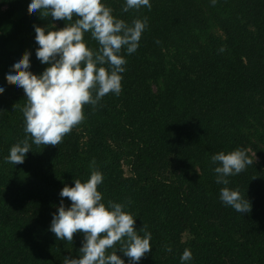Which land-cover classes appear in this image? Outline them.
Segmentation results:
<instances>
[{
    "label": "trees",
    "instance_id": "1",
    "mask_svg": "<svg viewBox=\"0 0 264 264\" xmlns=\"http://www.w3.org/2000/svg\"><path fill=\"white\" fill-rule=\"evenodd\" d=\"M30 3L0 0V264L79 258L83 234L69 243L50 226L61 200L71 206L63 187L93 170L104 177L102 202L124 205L137 232L146 225L151 233L152 251L138 264H264V0H150V10L128 12L126 0H102L129 25L148 21L138 49L122 50L120 95L85 105V120L57 147L29 137L24 163L14 165L6 157L27 135V100L6 75L26 51L29 71L41 75L50 65L36 57L34 26L67 24L29 14ZM84 40L98 50L90 33ZM237 148L254 163L216 183L211 157ZM223 187L239 189L252 211L225 205ZM186 248L192 259L182 262Z\"/></svg>",
    "mask_w": 264,
    "mask_h": 264
},
{
    "label": "clouds",
    "instance_id": "2",
    "mask_svg": "<svg viewBox=\"0 0 264 264\" xmlns=\"http://www.w3.org/2000/svg\"><path fill=\"white\" fill-rule=\"evenodd\" d=\"M215 2L212 0L213 4ZM142 7L150 10V0H126L123 11H138ZM28 12L39 14L41 18L50 16L52 20H64L67 24L59 30L34 26L36 57L42 64L50 65L41 75L29 71L30 53L27 51L12 66L15 74L6 75L7 82L21 88L27 100L21 109L27 135L11 146L6 157V162L14 165L24 163L31 148L29 137L36 146L57 147L85 120V105L95 107L110 93L120 95L121 73L127 63L122 50L126 48L128 54L134 53L148 24L147 17L134 19L131 25L117 19L102 0H31ZM85 33H90L98 42V50L87 46ZM4 91L0 87V94ZM211 160L218 165L214 169L216 183L223 185L229 184L227 177L244 172L254 163L247 151L239 148L227 154L221 151ZM103 180V174L93 170L86 182L75 178L73 187L65 185L60 192L62 198L71 201V206L66 208L61 200L57 213L53 214L50 231L58 240L69 243L78 232L84 237L79 258L65 257L63 264H125L116 254L117 244L129 258V264H138L152 251V237L146 225L139 231L144 233L142 236L135 229L133 215L124 211V205L108 201L106 206L102 202L98 186ZM220 200L238 213L252 211L251 202L239 189L221 188ZM191 259L192 252L186 248L181 261Z\"/></svg>",
    "mask_w": 264,
    "mask_h": 264
}]
</instances>
